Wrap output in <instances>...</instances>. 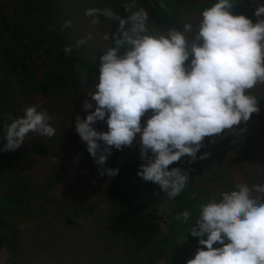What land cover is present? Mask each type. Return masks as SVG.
<instances>
[{"label":"clouds","instance_id":"1","mask_svg":"<svg viewBox=\"0 0 264 264\" xmlns=\"http://www.w3.org/2000/svg\"><path fill=\"white\" fill-rule=\"evenodd\" d=\"M234 4L235 0H215L201 11L195 30L186 23L182 31L170 28L166 35L147 34L148 14L137 7V0H125L128 15L123 18L112 9L85 10L86 16L100 12L116 20L118 27L112 44L102 48L98 82L82 105L88 114L83 119L77 115L75 131L100 166L112 148L131 146L139 134L146 163L137 176L166 193L162 211L189 181L186 171L169 165L185 155L195 161L205 137L237 127L258 113V102L248 90L264 84V5L253 11V22L234 12ZM70 24L66 21L64 27ZM193 32L189 39L186 34ZM71 50L64 48L66 54ZM93 102L94 110L88 111ZM149 110L142 127L141 118ZM51 119L46 110L26 107L22 116L4 126L0 152L15 151L30 132L51 138L56 131ZM97 121H104L107 131L96 130ZM117 173L108 168L101 174ZM175 218L187 223L190 212L184 210ZM188 233L203 247L186 264H264V183L237 186L221 192L219 199L201 203Z\"/></svg>","mask_w":264,"mask_h":264},{"label":"rangeland","instance_id":"2","mask_svg":"<svg viewBox=\"0 0 264 264\" xmlns=\"http://www.w3.org/2000/svg\"><path fill=\"white\" fill-rule=\"evenodd\" d=\"M185 1L186 6L179 9L183 16L182 23L192 21V25H197L201 18V11L215 2V0H194L196 3L188 4V1H193ZM250 1L255 9L264 5V0ZM38 2L40 1L38 0ZM124 3L125 0H44L38 5V9L41 6V11L27 19V28L33 30L35 37L32 38L35 40L39 36L48 39L53 37L58 39L57 48L64 50L65 46H70L74 56L79 57L86 65H91L98 71L102 48L111 45L112 29L107 25L108 22L102 25L91 23V16H86L85 10L94 8L115 10L123 7ZM14 4L15 0H0V10L11 24H14L15 15L18 13L14 9ZM137 7L143 6L137 2ZM66 21H71L70 26L64 27ZM105 34H109L108 40L104 39ZM147 34L160 35L163 33L153 23L147 22ZM166 34L164 33V35ZM193 35L194 32L186 34L189 39ZM78 41H84V43L78 46ZM51 44L53 46L54 43ZM40 52H35L34 56L42 54L44 48H41ZM187 63L186 61L185 64ZM74 68L78 77L76 81L70 80L71 88H67L63 93L46 98L44 94L43 96L40 94L38 98H33L29 91L26 94L16 95L17 99L12 102L14 109L21 113L26 107L32 105L37 106L38 109L46 110L52 118L50 124L56 130L51 138L34 132L27 135L28 138H35L39 142L49 144L50 152L47 157L35 155L28 157L30 145L26 144V139L17 148L23 154L28 152L25 160L27 163L21 171L25 175L23 183L31 184L33 188L32 195L29 194V201L25 203L19 216V229L26 234L25 239L28 244H31L34 239L39 242L47 241L48 246L42 245L36 248L39 253L38 261L40 256L46 257V264H66L67 256L71 257L72 250L74 249L75 252L77 248L80 249V254L75 258L76 264H82V262L91 264L90 260L85 257L87 254L92 251L98 252L100 247L111 245L109 237L107 239L98 234L103 230L97 229L94 225L95 209L102 211L108 208L112 217L116 220L121 219V222L128 218L125 216L126 211H131L132 215L129 217L133 218L138 226L140 224L146 227L148 226L146 223L150 221L158 226L165 236H168L169 228L173 223V218L167 210L162 211L160 207L142 203L138 199L134 191L138 184L134 185L133 179L130 182V176L133 175L130 166L146 163V160H142L141 156L138 159L136 156L138 153H132L133 147L130 148V151L127 150V156H130V152L132 154L129 160H124V162L125 157L123 158L121 155L124 153L125 147L119 152L112 148L115 155L114 157L108 156L103 166L97 165L94 158L87 152L86 143L75 131V121L77 115L83 119L88 114L82 105L85 100L89 99L88 93L95 89L98 79L95 78L90 82L91 78H94L91 73L87 75L78 65H74ZM13 84V90L19 92L20 84ZM61 89H65L64 85L61 86ZM248 91L258 102V113L237 127L225 129L218 135L204 138L206 143L209 141L210 144H216L224 152L225 163L220 161L219 164L228 167L233 164L234 173L232 175L234 177L228 174L231 177L229 181H223V185H218L219 181H216L212 186L213 191L218 192L219 195L221 191L225 189V191H230L236 186L251 187L253 184L264 183V162H260L261 159L264 160V84H257ZM94 108L95 103L93 102V109L88 111H93ZM150 115L151 110L141 118L142 127ZM94 127L98 131H107L104 121H97ZM222 136L226 137L222 138ZM30 140L32 139L27 141ZM204 140L202 143H205ZM101 146L103 147V145ZM137 159L139 162H136ZM121 163H123L122 166L128 165L127 172L123 174L121 180L126 178V181L130 183L116 189L110 187V182L107 180L109 176L101 173L110 166L119 171ZM245 163H254L255 169H252L251 164ZM137 171L134 176L137 175ZM248 174L251 177L247 178ZM109 190H114L115 194L108 196ZM106 197L111 198L105 199ZM109 208H113L114 211ZM150 210L153 212L157 210L160 216L153 215ZM93 230L97 232H93ZM164 240L169 241L168 237H165ZM47 249L48 252L45 251ZM119 257L120 254H118ZM142 258L131 257L130 259L126 257L122 263L118 259L117 263H112L139 264ZM8 260L9 252L3 249L0 251V264H8ZM167 260L164 258L160 263L165 264ZM103 261L102 264H107Z\"/></svg>","mask_w":264,"mask_h":264},{"label":"trees","instance_id":"3","mask_svg":"<svg viewBox=\"0 0 264 264\" xmlns=\"http://www.w3.org/2000/svg\"><path fill=\"white\" fill-rule=\"evenodd\" d=\"M39 1L15 0L14 9L18 13L15 15L14 24H11L10 20L0 10L2 20V22L0 20V145L4 142V126L13 119L23 115V113L16 111L12 105V102L17 99L16 95L26 94L31 91L30 94L33 98H38L40 94L42 96L44 94L46 98L63 93L67 88H71L70 80L76 81L78 77L74 65H78L87 75L89 73L93 75L94 78H91L90 82L94 81L95 78L98 79L99 73L93 66L86 65L79 57L74 56L73 52L66 54L64 50L57 48L58 39L56 40L53 37L48 39L44 36H39L37 40L32 38L33 36L35 37V33L32 29L29 30L27 28V19L34 16V13L41 11V6L38 9V5L44 0ZM191 1L193 2L188 1V4L196 3L194 0ZM137 2L146 10L148 14L147 22L153 23L163 34L167 33L170 28L183 30L186 22L182 23L183 16L179 9L186 6L185 0H137ZM162 4L163 6H161ZM94 9L103 10L101 8ZM254 10L255 7L250 0H235L233 11L251 18L253 22L256 21V17L253 15ZM113 12L122 18L128 15L124 7L117 8ZM91 19H96V25L108 22L107 25L112 29V34L116 33L118 27L116 20L105 17L100 12L91 16ZM187 23L193 24L192 21ZM192 26L194 29L196 24ZM51 43H54L53 46ZM41 48H44V52L34 56V53H39ZM190 58L191 56L189 60ZM13 83L20 84L21 89L19 92L13 90ZM62 85H64V90L61 89ZM25 139L26 144L30 145L28 157L34 155L48 156L50 152L49 144L27 136ZM29 139L32 140L27 141ZM139 139V134H137L131 146H122V148L127 147L130 150L133 147L132 153H139L140 151L137 150V148L140 149ZM28 152L23 154L17 149L15 151L6 150L0 152V251L5 249L9 252L8 264L47 263V258L42 256H40L38 261L39 253L36 250L39 246H48L47 241L39 242L34 239L31 244H28L25 239L26 234L19 229V216L25 203L29 201V194L33 191L31 184L23 183L25 175L21 171L27 163H25V160ZM114 155L115 152L111 150V155L109 156L114 157ZM116 182V180H112L111 187L115 188ZM150 183L153 184L152 182ZM150 192V188L146 187L145 195L150 194ZM114 194V190L107 192L108 196ZM138 199L142 203H147L139 197ZM152 206L157 205L152 204ZM192 225L185 228L184 240L190 250L196 251L197 248L203 246L198 244L199 238L189 235L188 228ZM75 250V252L72 250L71 257L67 256L66 264L75 263V258L80 254V249L77 248ZM45 251L48 252L49 250Z\"/></svg>","mask_w":264,"mask_h":264},{"label":"crops","instance_id":"4","mask_svg":"<svg viewBox=\"0 0 264 264\" xmlns=\"http://www.w3.org/2000/svg\"><path fill=\"white\" fill-rule=\"evenodd\" d=\"M224 137L226 136H222V138ZM202 145L203 146L197 153V159L195 161H192L191 158L189 159V157L185 155L179 161L173 162V164L169 165V169L172 167H180L182 170L186 171L188 173L189 181L185 190L173 201H169L167 205L166 210L173 218V223L169 228L168 236L162 234L161 230L158 229V226L150 221L146 223L148 225L146 227H143L140 224L138 226V223H135L134 219L129 217L132 215L130 214L131 211H126L125 216L128 218H126L124 222H121V219L116 220V218L112 217L108 208L102 210L103 212L95 209V214L93 215L96 218L94 225L97 229L103 230L98 234H101L107 239L109 237L108 240H110L111 245H107V247L103 246V248L100 247L98 252L92 251L90 254H87L85 257L90 260L91 264H102L101 262L103 260H105L107 264H113L114 262L117 263V259L120 263H122V260L126 257L130 259L131 257H143L139 264H162L160 262L164 258H166V260L168 258L165 264H186V261L193 258L196 251L190 250L184 240L185 228L194 224L198 216L199 205L201 203H206L209 198L219 199V193L213 191L212 186L214 183L219 181L217 182L219 183L218 185H223V181H229L231 178L228 174H231V176L234 177V175H232V173H234L233 164L231 167L219 164L220 161L225 163L223 160L224 152L220 150V147L216 144H210L209 141H207V143L205 141ZM127 150L130 151L127 147H125V151L121 155V157H125L123 162L124 160H129L132 154L130 152V156H127ZM137 150L140 151L138 148ZM202 155L204 158L201 159L200 157ZM136 156H138L139 159V156H141L140 152ZM132 157L134 156L132 155ZM138 159L136 162H139ZM260 162H264V160L261 159ZM122 164L123 163H121V166L119 167L120 170L115 176L108 175L109 177L107 180L110 182V187L112 186V180L117 181L115 185V188L117 189L121 186L123 187L129 184L133 179L132 183L134 185L138 184V186L134 189L137 197L143 199V201H146L147 203L156 204L161 208V202L166 198V193L162 192L157 184H151L150 182L144 181L137 175L134 176L136 170L139 169L141 164H134L130 166L133 173L132 176H134L133 178L130 176V182L126 181V178L121 180L123 178V174L127 172L128 168V165L122 166ZM245 164H251L253 166L252 169H255L254 163ZM110 168L113 167L110 166ZM249 177H251L250 174H248L247 178ZM146 187L150 188V194L148 193L145 195ZM225 190L221 192H224ZM109 198L111 197H106L105 199ZM113 207L115 208V206ZM109 209L112 211L113 208ZM184 210H188L190 212V218L187 223L177 221L175 218L177 213ZM134 216L139 217L138 215ZM93 232L97 231L93 230ZM165 237H168L169 241L164 240ZM160 238L162 239V242ZM118 254H120L119 258Z\"/></svg>","mask_w":264,"mask_h":264},{"label":"built area","instance_id":"5","mask_svg":"<svg viewBox=\"0 0 264 264\" xmlns=\"http://www.w3.org/2000/svg\"><path fill=\"white\" fill-rule=\"evenodd\" d=\"M151 211V210H150ZM155 212L151 211L153 215L160 216L157 210H154Z\"/></svg>","mask_w":264,"mask_h":264}]
</instances>
